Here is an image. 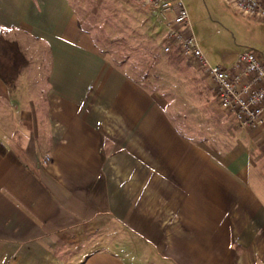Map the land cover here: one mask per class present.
<instances>
[{
  "label": "crops",
  "instance_id": "obj_1",
  "mask_svg": "<svg viewBox=\"0 0 264 264\" xmlns=\"http://www.w3.org/2000/svg\"><path fill=\"white\" fill-rule=\"evenodd\" d=\"M0 34L28 60L0 80V264H264V126L210 78L183 113L110 62L73 0H0Z\"/></svg>",
  "mask_w": 264,
  "mask_h": 264
},
{
  "label": "rangeland",
  "instance_id": "obj_2",
  "mask_svg": "<svg viewBox=\"0 0 264 264\" xmlns=\"http://www.w3.org/2000/svg\"><path fill=\"white\" fill-rule=\"evenodd\" d=\"M73 3L110 62L152 90H161L175 99L183 113L188 109L201 112V101L205 99L203 86L211 95L212 84L204 80L193 61L179 57L176 49L164 53L163 37L168 29L151 18L150 9L138 0H73ZM183 3L193 33L210 62L227 67L235 56L248 49L264 60L263 20L238 13L229 0H183ZM213 100L216 103L214 96Z\"/></svg>",
  "mask_w": 264,
  "mask_h": 264
},
{
  "label": "built area",
  "instance_id": "obj_3",
  "mask_svg": "<svg viewBox=\"0 0 264 264\" xmlns=\"http://www.w3.org/2000/svg\"><path fill=\"white\" fill-rule=\"evenodd\" d=\"M150 9L159 24L166 26V47L169 54L176 49L184 58L193 61L211 79L221 108L232 115L242 128L264 126V60L254 50L240 53L233 66L225 69L212 64L195 37L189 13L183 0H138ZM240 14L264 21V0H229ZM51 161L42 160L43 166Z\"/></svg>",
  "mask_w": 264,
  "mask_h": 264
},
{
  "label": "trees",
  "instance_id": "obj_4",
  "mask_svg": "<svg viewBox=\"0 0 264 264\" xmlns=\"http://www.w3.org/2000/svg\"><path fill=\"white\" fill-rule=\"evenodd\" d=\"M27 65L28 60L19 45L0 34V80L8 87H13ZM6 152L0 141V156Z\"/></svg>",
  "mask_w": 264,
  "mask_h": 264
}]
</instances>
